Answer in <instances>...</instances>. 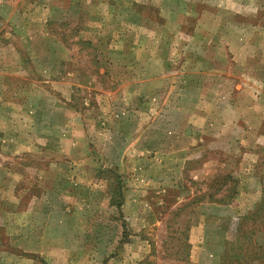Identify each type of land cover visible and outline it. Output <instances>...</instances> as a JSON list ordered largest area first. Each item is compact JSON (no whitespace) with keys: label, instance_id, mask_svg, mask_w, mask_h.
Here are the masks:
<instances>
[{"label":"rangeland","instance_id":"1","mask_svg":"<svg viewBox=\"0 0 264 264\" xmlns=\"http://www.w3.org/2000/svg\"><path fill=\"white\" fill-rule=\"evenodd\" d=\"M12 1L20 23L0 15V264H228L233 252L232 264H264V0ZM35 46L48 60L38 70L31 55L29 72L23 47ZM56 62L59 84L42 85ZM61 103L76 118L66 142L32 149L25 113ZM61 112L36 119L61 125ZM233 184L231 206L251 215L241 229L203 207ZM37 198L46 230L21 212Z\"/></svg>","mask_w":264,"mask_h":264},{"label":"crops","instance_id":"2","mask_svg":"<svg viewBox=\"0 0 264 264\" xmlns=\"http://www.w3.org/2000/svg\"><path fill=\"white\" fill-rule=\"evenodd\" d=\"M17 5H18V2L17 1L15 2V1H12V0H9V1H7V0H0V15H1V17L6 18L7 16H5V13H9V16L7 17V19H8L7 21L8 22H11L12 15H13V18H15V20H17V21H18L17 17L19 19H21ZM21 29H23V28H20V29L15 28V29H13L14 30V33L17 35V38H20V39H25L26 37H28L30 39L33 38L32 37V32L31 31L29 32V28L28 29L25 28L26 31H23ZM22 35L24 36V38L22 37ZM31 43L33 44L32 41H31ZM23 48H24V51H26V55H27V57L24 56L25 60H23V61H24L25 66L27 67L28 71H29V68H30V66H29L30 62L29 61H31V59H33L31 57V55H34L35 54V55H37L35 57V59H39V61L36 60L37 61V62H35L36 64L34 63V61L32 62L33 65H34V67H36L38 70L41 69V66L43 65V62H45L44 59H47L48 60V58H47L48 57L47 51L44 50V49L41 50L42 47L40 48V46H37V47L35 46L34 49L31 50L32 51L31 53L28 50V48H26V47H23ZM19 54L21 55V52H19ZM66 61H69V60H66ZM38 62H39V64H37ZM64 63H68V62H64ZM61 65H62L61 62H56V64H52L51 67H50V70L48 71L49 72L48 73V76H43V75L41 76V74L38 73L39 74V79L41 78V84L42 85H45V84L48 85L50 83H52V84H59L58 81H59V76H60V68H58V66L59 67H62ZM25 66H23V67H25ZM52 67L56 69V72L52 71ZM32 69H33V67H32ZM28 75H29V73H28ZM64 75H65V77H68L69 74L66 75V73H65ZM64 75H63V80H64ZM29 76H31V75H29ZM45 96H49V95L46 93ZM61 104H63V106H64V108H62L61 110H60V108H57V110H55L54 108H52L50 110L49 107H47L45 104H42L40 111H38L36 109H34V110L31 109V110H28L25 113V118H27L30 121V123H31L30 124V128H29V130H28L27 133L31 134V136H32L31 137V140L32 141L29 142L30 140H27L26 143L27 144H30L31 147H32V149L34 147V142H36L37 139H39L42 142H45L47 144V146L49 147V145H48L50 143L49 141H51L53 139V137H54L55 134H57L56 137L58 138L55 145H57V144H63V143L66 142V140H67L66 139V128L67 127L73 128V124H74L73 120H75L76 118L70 117L69 115H67V110L65 109V104L64 103H61ZM10 105H11V108H15V105L13 103H10ZM44 108H48L49 111H50V114L60 113L62 111L61 112L62 119H61V121L60 120L57 121V122H60L61 125L60 124H58V125H50V124H47L46 126H42L41 127L40 121L37 120L36 118L41 115V113L43 112ZM14 110L15 109H10L9 110L8 115L10 116V118L12 116L10 113L12 111H14ZM6 123L7 124L9 123L7 125V127H9L12 124V121L11 120H8ZM43 123L46 124L47 122H43ZM48 123H49V121H48ZM71 131H72V129H71ZM13 134H15V133H10L9 134V139L12 141L11 142V145L14 146L13 148L16 149V148H18V145L19 144L17 142H15L14 139L12 138L13 137ZM70 134H71L70 135V138H68V139L69 140L70 139L71 140H74V138H72L73 137L72 133H70ZM6 136H8V135H6ZM29 138H30L29 135H26V139H29ZM26 151L28 153L30 152L29 149H27ZM57 162H59V161H57ZM10 197L11 198L9 200V203L11 204V207H10V210L8 212L11 213V214H14V213L17 214L18 212H20L19 211L20 196L19 195H15L14 191H11V196ZM15 197H18V200L15 199ZM36 200L39 201L40 198H37ZM39 204H41V205L36 210L33 209V208H31V209L26 210V211H21V212H23V214H26L27 215L26 218L28 220H30L29 221L30 222V225L28 226L29 230H32L33 227H36L39 223H41V225H40L41 226V229L46 230L45 227H47V225H48V223L50 221V217H48V216L46 217L45 220H42V218H43V215L44 214H47L48 212H51L52 210L49 211V208H47V207H45L43 205L44 202L39 201ZM203 207H204V209H210V208L211 209H214V212H213L214 215L216 214V215L225 217V219H227L229 217L236 218V219H239L240 218L239 219V223H242V221H243L242 219L251 216L250 214L248 215L247 212H246L247 214L246 213H242L243 211H241L240 209L237 210L236 208H233L231 206V203H229V204H223V203H211V202H207L206 201V203L203 204ZM212 207H214V208H212ZM53 211H58V208H54ZM37 212H40V213L43 214L40 222H39V220H35V219L32 218L33 217L32 216V213L35 214ZM205 215L206 216H210V213L205 214ZM32 220H34V222Z\"/></svg>","mask_w":264,"mask_h":264},{"label":"trees","instance_id":"3","mask_svg":"<svg viewBox=\"0 0 264 264\" xmlns=\"http://www.w3.org/2000/svg\"><path fill=\"white\" fill-rule=\"evenodd\" d=\"M225 179L226 178H223L224 184H225ZM234 185L235 184L228 185V188L224 192V193L227 192V194L221 196V198H219V199H214L210 194L207 195V197H206L207 202H211V203H223V204H229V203H231L232 199L234 198V196L236 194V192L233 191V189L235 188ZM116 198H117V200H114L115 198L111 199V203L110 204H111V206H114L118 211H120V208L122 207V197L119 194V195L116 196ZM201 200H203V199L201 198L198 202H201ZM193 202H194V200H193ZM242 220L244 222L242 221V223H239V227L238 228H240V229L245 226L246 222L248 220H250V217L244 218ZM226 256L228 257V258H226V261L228 259V264H232L234 260H236V261L238 260L236 252L235 253L233 252V253H231L229 255L226 254Z\"/></svg>","mask_w":264,"mask_h":264}]
</instances>
